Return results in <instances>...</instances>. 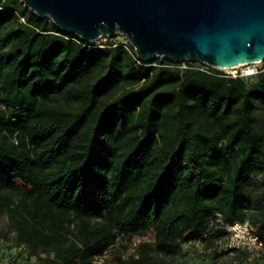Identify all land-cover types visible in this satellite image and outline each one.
<instances>
[{
	"label": "trees",
	"instance_id": "trees-1",
	"mask_svg": "<svg viewBox=\"0 0 264 264\" xmlns=\"http://www.w3.org/2000/svg\"><path fill=\"white\" fill-rule=\"evenodd\" d=\"M3 213L37 264H96L119 236L149 231L113 264H184L188 243L227 236L204 238L217 215L249 222L264 245V68L143 62L0 1ZM235 251L233 264L249 261Z\"/></svg>",
	"mask_w": 264,
	"mask_h": 264
},
{
	"label": "water",
	"instance_id": "water-1",
	"mask_svg": "<svg viewBox=\"0 0 264 264\" xmlns=\"http://www.w3.org/2000/svg\"><path fill=\"white\" fill-rule=\"evenodd\" d=\"M88 44L121 35L138 58L222 69L264 62V0H22Z\"/></svg>",
	"mask_w": 264,
	"mask_h": 264
},
{
	"label": "rangeland",
	"instance_id": "rangeland-1",
	"mask_svg": "<svg viewBox=\"0 0 264 264\" xmlns=\"http://www.w3.org/2000/svg\"><path fill=\"white\" fill-rule=\"evenodd\" d=\"M5 1V0H0ZM22 1V0H21ZM23 2V1H22ZM28 11V10H27ZM115 45H131L129 40L121 35L115 37H104L96 41L92 45H97L103 47L109 44ZM164 59V58H159ZM157 60V59H156ZM154 62V61H153ZM176 64L181 65H195L198 67L213 68L207 65H204L200 62H181ZM264 68V62L258 64H252L245 67H240L234 71H226L223 69H218L219 71L228 74V75H242L244 77L252 76V73L255 71H260ZM216 69V68H215ZM258 179H261L262 176L258 175ZM227 237L222 238L216 242V247L211 249H206L205 245L202 243L200 245H192L197 249V252L190 257L187 262L184 264H201L203 261L205 264H228L236 263L238 252L233 250L232 252L226 251L221 246L224 243V240ZM155 240V234L153 231L146 232L139 236L133 238H125L122 235L119 236L118 242L108 250V252L101 258L96 260V264H113L116 257L126 258L128 255L135 253L136 247L141 242H153ZM246 250L249 254V261L246 264H264V253L250 251L248 248H237ZM27 249L24 247H19L16 244V233L13 227L10 224L8 215L3 213L0 215V264H37V258L34 256L29 262H26V257L21 255H26ZM217 252V254L215 253Z\"/></svg>",
	"mask_w": 264,
	"mask_h": 264
},
{
	"label": "built area",
	"instance_id": "built-area-1",
	"mask_svg": "<svg viewBox=\"0 0 264 264\" xmlns=\"http://www.w3.org/2000/svg\"><path fill=\"white\" fill-rule=\"evenodd\" d=\"M22 22H25L24 18H21ZM186 67V65H184ZM259 71H255L252 75H256ZM233 77L243 76L242 75H232ZM217 230H225L227 232V238L224 240L221 248H224L226 251L232 252L237 248H248L250 251H256L260 253H264V245L263 242L256 232L255 228L249 223H240L235 222L233 224H225L220 215H217L215 219H213L204 234V238H209L212 234H214ZM123 236V235H122ZM139 236V235H137ZM124 237V236H123ZM136 237V236H133ZM132 237V238H133ZM203 243L202 239L193 241L188 243L186 247L190 245H200Z\"/></svg>",
	"mask_w": 264,
	"mask_h": 264
},
{
	"label": "bare ground",
	"instance_id": "bare-ground-1",
	"mask_svg": "<svg viewBox=\"0 0 264 264\" xmlns=\"http://www.w3.org/2000/svg\"><path fill=\"white\" fill-rule=\"evenodd\" d=\"M245 66H249V65H235V66L224 67L222 69L226 70V71H234V70H236V69H238L240 67H245Z\"/></svg>",
	"mask_w": 264,
	"mask_h": 264
}]
</instances>
